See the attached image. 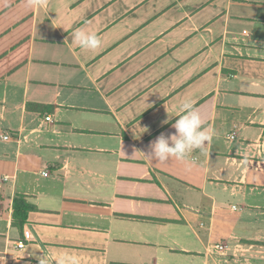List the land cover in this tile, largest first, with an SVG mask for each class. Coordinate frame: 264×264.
Here are the masks:
<instances>
[{
	"label": "crops",
	"instance_id": "0c3cea01",
	"mask_svg": "<svg viewBox=\"0 0 264 264\" xmlns=\"http://www.w3.org/2000/svg\"><path fill=\"white\" fill-rule=\"evenodd\" d=\"M0 180V264H264V0H0Z\"/></svg>",
	"mask_w": 264,
	"mask_h": 264
},
{
	"label": "clouds",
	"instance_id": "9594fccd",
	"mask_svg": "<svg viewBox=\"0 0 264 264\" xmlns=\"http://www.w3.org/2000/svg\"><path fill=\"white\" fill-rule=\"evenodd\" d=\"M73 41L81 49L94 50L100 46V39L95 33L85 31L84 29H76L73 32ZM181 113L172 128L175 129L173 134L165 136L163 133L159 135L155 141L149 145L150 151L144 153L145 157L156 159L160 162L175 158L179 161H188V154L194 150H203L206 142L211 137L204 126V120L197 108L193 106L191 101H185L180 105ZM168 121H164L167 123ZM39 264H46L45 257H37Z\"/></svg>",
	"mask_w": 264,
	"mask_h": 264
},
{
	"label": "trees",
	"instance_id": "16d2710c",
	"mask_svg": "<svg viewBox=\"0 0 264 264\" xmlns=\"http://www.w3.org/2000/svg\"><path fill=\"white\" fill-rule=\"evenodd\" d=\"M36 211V205L29 197L18 195L13 204V226L19 230L23 236V229L28 223L32 213Z\"/></svg>",
	"mask_w": 264,
	"mask_h": 264
},
{
	"label": "built area",
	"instance_id": "2783aa9c",
	"mask_svg": "<svg viewBox=\"0 0 264 264\" xmlns=\"http://www.w3.org/2000/svg\"><path fill=\"white\" fill-rule=\"evenodd\" d=\"M46 121H50V117H47L46 118ZM234 138H235V133H233L230 136H228V139L229 140H233ZM3 139L4 140H9L10 137H9V135H5V136H3ZM44 175L47 176L48 174L45 173ZM3 180H6V178H4ZM18 247L19 248H22L23 247V244L22 243H19L18 244ZM213 248H214L215 251H218L220 253H224L228 249V246L226 244H224V243H219V244L214 245Z\"/></svg>",
	"mask_w": 264,
	"mask_h": 264
}]
</instances>
